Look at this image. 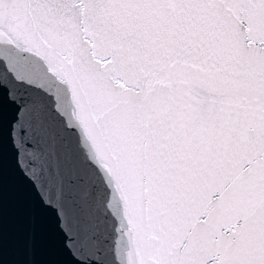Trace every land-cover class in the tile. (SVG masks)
<instances>
[{
  "label": "snow or ice",
  "instance_id": "snow-or-ice-1",
  "mask_svg": "<svg viewBox=\"0 0 264 264\" xmlns=\"http://www.w3.org/2000/svg\"><path fill=\"white\" fill-rule=\"evenodd\" d=\"M24 264H264V0H0L3 177Z\"/></svg>",
  "mask_w": 264,
  "mask_h": 264
}]
</instances>
